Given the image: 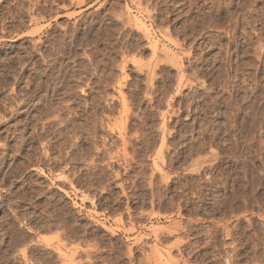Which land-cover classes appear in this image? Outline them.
I'll return each instance as SVG.
<instances>
[{"label":"rangeland","instance_id":"1","mask_svg":"<svg viewBox=\"0 0 264 264\" xmlns=\"http://www.w3.org/2000/svg\"><path fill=\"white\" fill-rule=\"evenodd\" d=\"M24 1L0 0V264H264V0Z\"/></svg>","mask_w":264,"mask_h":264},{"label":"bare ground","instance_id":"2","mask_svg":"<svg viewBox=\"0 0 264 264\" xmlns=\"http://www.w3.org/2000/svg\"><path fill=\"white\" fill-rule=\"evenodd\" d=\"M23 1L24 0H18V4L20 3V2H22L23 3ZM229 1V0H228ZM234 1V0H233ZM252 1V0H251ZM13 2V1H12ZM28 3L29 4V10H32V12H36V11H39V10H41L42 9V7L41 6H43V5H41L40 4V0H25L24 1V3ZM220 2V1H219ZM230 2V1H229ZM19 4V5H23V4ZM232 3V2H231ZM243 3V2H242ZM47 4V3H46ZM19 5H16L17 6V8H18V6ZM41 5V6H40ZM247 5V4H246ZM2 6V5H1ZM15 6V7H16ZM47 6V5H46ZM19 8H20V10L19 9H16L17 10V12L19 13L20 11H21V8L22 7H20L19 6ZM41 8V9H40ZM248 8V7H247ZM11 9V8H10ZM14 9V8H13ZM23 9V8H22ZM242 9H244V8H242ZM27 10V9H26ZM249 10V9H248ZM4 11V10H3ZM2 11V12H3ZM16 12V11H15ZM29 12V11H28ZM40 12V11H39ZM251 12V11H250ZM249 12V13H250ZM21 13V12H20ZM19 13V14H20ZM3 14V13H2ZM244 14V13H243ZM248 14V13H247ZM27 15V14H26ZM18 16V15H17ZM32 16V15H31ZM43 16V15H42ZM246 16V15H245ZM6 17V16H5ZM36 17V16H35ZM37 17H39L38 15H37ZM44 17V16H43ZM230 17V16H229ZM10 18V17H9ZM19 18V17H18ZM33 18V17H32ZM247 18V17H246ZM43 19V18H42ZM250 19V18H249ZM37 20H39V18H37ZM136 20V19H135ZM218 20V19H217ZM232 20V19H231ZM36 21V20H35ZM251 24V23H250ZM234 26V25H233ZM2 29V28H1ZM233 29V28H232ZM3 31V30H2ZM244 31V30H243ZM249 33V32H248ZM5 34V33H4ZM236 35V34H235ZM261 40V39H260ZM250 42V41H249ZM63 43V42H62ZM221 43V42H220ZM68 44V43H67ZM227 46V45H226ZM225 46V47H226ZM37 47V46H36ZM68 47V46H67ZM156 48V47H155ZM153 51H154V49H153ZM236 51V50H235ZM54 52V51H53ZM31 53V52H30ZM42 54V53H41ZM154 54H155V51H154ZM61 56V55H60ZM49 57V56H48ZM41 61V60H40ZM56 62V61H55ZM45 64V63H44ZM40 65V64H39ZM68 67V66H67ZM50 68V67H49ZM57 68V67H56ZM69 69V68H68ZM34 70V69H33ZM73 73V72H72ZM48 74V73H47ZM46 74V75H47ZM151 74V73H150ZM28 76V75H27ZM101 76V75H100ZM75 77V76H74ZM72 78V77H71ZM152 78V76L150 77V79ZM13 79V78H12ZM35 79V78H34ZM100 79V78H99ZM71 80V79H70ZM23 81V80H22ZM57 81V80H56ZM37 82V81H36ZM85 82V81H84ZM10 84V83H9ZM77 84V83H76ZM38 85V84H37ZM57 86V85H56ZM94 86V85H93ZM99 87V86H98ZM57 88V87H56ZM71 91V90H70ZM63 96V95H62ZM86 96V95H85ZM21 100V99H20ZM19 100V101H20ZM56 101V100H55ZM72 101V100H71ZM90 102V101H89ZM68 103V102H67ZM83 103V102H82ZM92 103V102H91ZM17 105V104H16ZM64 105V104H63ZM14 106V105H13ZM95 106V105H94ZM63 107V106H62ZM68 107V106H67ZM73 111V110H72ZM70 112V111H69ZM14 113V112H13ZM54 113V112H53ZM32 115V114H31ZM53 115V114H52ZM56 115V114H55ZM71 115V114H70ZM73 115V114H72ZM79 115V114H78ZM95 115V114H94ZM27 116V115H26ZM42 116V115H41ZM51 116V115H50ZM57 116V115H56ZM30 117V116H29ZM52 118H54L53 116H52ZM52 118H51V120H52ZM26 120V119H25ZM76 120V119H75ZM44 121V120H43ZM54 121V120H53ZM102 121V120H101ZM24 122V121H23ZM73 122V121H72ZM52 123V122H51ZM78 123V122H77ZM62 125V124H61ZM65 125V124H64ZM33 127V126H32ZM51 128V127H50ZM89 129V128H88ZM220 129V128H219ZM33 130V129H32ZM36 132V131H35ZM60 132V131H59ZM90 132V131H89ZM120 132H121V130H120ZM62 133H63V131H62ZM34 134V133H33ZM121 135H123V134H121ZM21 138V137H20ZM25 138V137H24ZM42 140V139H41ZM44 140V139H43ZM51 140V139H50ZM24 144H25V142H24ZM35 145V144H34ZM29 147V146H28ZM56 147V146H55ZM68 152V151H67ZM26 153V152H25ZM42 153V152H41ZM36 157V156H35ZM75 157V156H74ZM47 161V160H46ZM39 162V161H38ZM28 167V166H27ZM221 168V167H220ZM12 177V176H11ZM251 180V179H250ZM249 180V181H250ZM253 181V180H252ZM253 183V182H252ZM258 186V185H257ZM200 189V188H199ZM235 190H237V189H235ZM203 191V190H202ZM254 193V192H253ZM248 194V193H247ZM236 195V194H235ZM245 196V195H244ZM238 197V196H237ZM236 198V197H235ZM23 201V200H22ZM45 205V204H44ZM56 207V206H55ZM59 210V209H58ZM41 212V211H40ZM44 216V215H43ZM46 218V217H45ZM43 220V219H42ZM228 231V230H227ZM22 252V251H21ZM12 253V252H11ZM87 254V253H86ZM88 254H89V252H88ZM19 255H20V253H19ZM228 256V255H227ZM4 257V256H3ZM216 257V256H215ZM5 258H7V257H5ZM16 258V257H15ZM225 258V257H224ZM1 260V259H0ZM5 260V259H4ZM15 260V259H14ZM230 260V259H229ZM63 261V260H62ZM237 261V260H236ZM21 263V262H20ZM227 263H229V262H227ZM4 264V263H3ZM71 264V263H70Z\"/></svg>","mask_w":264,"mask_h":264}]
</instances>
